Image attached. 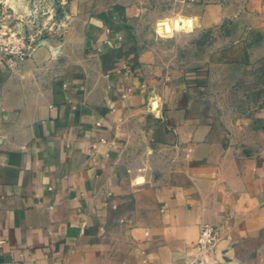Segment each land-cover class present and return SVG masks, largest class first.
Here are the masks:
<instances>
[{"label":"crops","instance_id":"crops-1","mask_svg":"<svg viewBox=\"0 0 264 264\" xmlns=\"http://www.w3.org/2000/svg\"><path fill=\"white\" fill-rule=\"evenodd\" d=\"M135 1L0 63V264H264V0H185L182 63L128 43Z\"/></svg>","mask_w":264,"mask_h":264},{"label":"rangeland","instance_id":"rangeland-1","mask_svg":"<svg viewBox=\"0 0 264 264\" xmlns=\"http://www.w3.org/2000/svg\"><path fill=\"white\" fill-rule=\"evenodd\" d=\"M72 0H0V25L20 29L26 42L45 38L61 40L70 23ZM143 8H133L128 43L160 61L183 62L199 54L190 41L198 34L193 29L191 5L185 0H148ZM160 15V16H159ZM159 16V17H158ZM177 18L181 20L176 22ZM182 21V22H181ZM177 23V24H176Z\"/></svg>","mask_w":264,"mask_h":264},{"label":"built area","instance_id":"built-area-1","mask_svg":"<svg viewBox=\"0 0 264 264\" xmlns=\"http://www.w3.org/2000/svg\"><path fill=\"white\" fill-rule=\"evenodd\" d=\"M32 42H26L20 29L14 27L5 29L0 25V63L7 64L12 69L17 68L33 48ZM216 229L210 225H203L199 237L194 245L198 258H202L218 241ZM199 261L194 264H200Z\"/></svg>","mask_w":264,"mask_h":264}]
</instances>
